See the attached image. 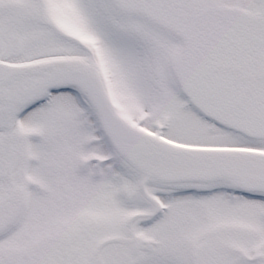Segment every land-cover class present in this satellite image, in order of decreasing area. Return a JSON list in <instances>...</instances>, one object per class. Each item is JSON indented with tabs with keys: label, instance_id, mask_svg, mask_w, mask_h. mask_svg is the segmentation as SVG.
<instances>
[{
	"label": "snow or ice",
	"instance_id": "snow-or-ice-1",
	"mask_svg": "<svg viewBox=\"0 0 264 264\" xmlns=\"http://www.w3.org/2000/svg\"><path fill=\"white\" fill-rule=\"evenodd\" d=\"M0 264H264V0H0Z\"/></svg>",
	"mask_w": 264,
	"mask_h": 264
}]
</instances>
